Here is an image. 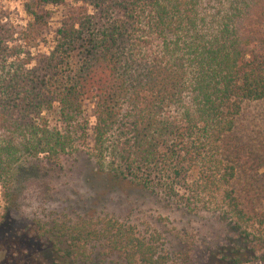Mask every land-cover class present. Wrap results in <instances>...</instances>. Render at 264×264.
Wrapping results in <instances>:
<instances>
[{
	"label": "trees",
	"instance_id": "16d2710c",
	"mask_svg": "<svg viewBox=\"0 0 264 264\" xmlns=\"http://www.w3.org/2000/svg\"><path fill=\"white\" fill-rule=\"evenodd\" d=\"M23 11L15 28L0 8V222L19 181L82 161L169 212L232 221L256 257L264 135L246 142L242 120L264 101V0H24ZM91 202L42 211L24 232L53 264L187 258L151 224Z\"/></svg>",
	"mask_w": 264,
	"mask_h": 264
},
{
	"label": "rangeland",
	"instance_id": "374dc122",
	"mask_svg": "<svg viewBox=\"0 0 264 264\" xmlns=\"http://www.w3.org/2000/svg\"><path fill=\"white\" fill-rule=\"evenodd\" d=\"M23 2L0 0V8L15 28L24 26L28 19L23 11ZM59 19V13H54L46 30L48 41ZM43 46L41 44L37 48L41 50ZM85 114L92 125L91 104L85 107ZM242 124L245 126L242 128L244 140L257 146L264 135V101L251 103L245 108ZM27 180L18 182L14 204L9 206V212L0 222V264H53L49 248L30 238L24 228L42 211L48 213L67 209L71 214L72 209L77 208V202L82 200V195L86 202L104 205L109 213L120 217L128 215L133 220L138 218L157 228L167 238V247L171 252L186 251L185 261L179 259L177 264H264L261 257L264 249L256 257H251L249 245L243 242L232 221L219 215L198 219L169 212L148 195L122 189L107 178L95 176L92 171H87L82 161L77 162L67 176L59 179L36 177ZM1 199L0 193V214L4 207ZM259 208L264 209V204H260ZM158 217L163 220L159 222ZM262 232L264 235V228ZM237 256L241 262L233 261ZM247 258H250L249 261H246Z\"/></svg>",
	"mask_w": 264,
	"mask_h": 264
}]
</instances>
